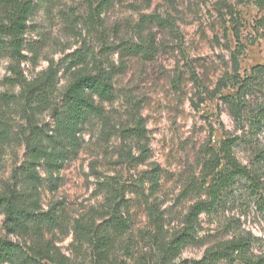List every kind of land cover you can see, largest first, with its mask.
I'll list each match as a JSON object with an SVG mask.
<instances>
[{
  "label": "rangeland",
  "instance_id": "obj_1",
  "mask_svg": "<svg viewBox=\"0 0 264 264\" xmlns=\"http://www.w3.org/2000/svg\"><path fill=\"white\" fill-rule=\"evenodd\" d=\"M27 23L24 58L0 49V129L6 132L0 140V195L15 192L34 215L25 232H14L4 227L0 211V238L30 257L150 264L199 199L186 188L225 138L236 137L237 158L264 172V161H258L264 119L261 129L252 123L264 103V0H33ZM122 40L153 42L154 55L124 56L113 98L101 101V116L78 127L77 146L64 137L62 144L49 142L54 118L48 109L23 103L26 84L44 80L52 69L51 103H61L77 74L94 71L95 59L121 62L118 50L105 52L102 45ZM228 95L236 96L233 102ZM138 117L146 138H127L123 127ZM27 141L46 145V156L54 152L55 159L42 157L30 168ZM143 144L149 156L135 159ZM157 166L154 188L149 175ZM116 205L127 213L128 228L113 235L107 260L100 261L87 228L108 220ZM241 230L258 238L252 252L263 253L264 220L243 183L215 211L198 216L194 236L176 259H197Z\"/></svg>",
  "mask_w": 264,
  "mask_h": 264
},
{
  "label": "trees",
  "instance_id": "obj_2",
  "mask_svg": "<svg viewBox=\"0 0 264 264\" xmlns=\"http://www.w3.org/2000/svg\"><path fill=\"white\" fill-rule=\"evenodd\" d=\"M32 4L33 0H0V49L7 47L9 53L17 59L25 56L23 53L24 35L28 29L27 22ZM102 49L105 52L118 50L121 62L118 65H114L113 62L104 64V62L95 59L94 71L77 74L60 95L61 103H51V94L54 91L52 69H49L44 80L27 83L24 87L23 103H27L29 106L35 105L40 110L48 109L54 118V133L48 136L49 142H54L56 145L62 144L64 137L69 140L70 146H77L78 127L92 116H101L104 112L101 101L113 98L114 77L123 68L124 56L140 54L145 58H151L154 55L155 46L153 42L146 44L141 41L122 40L111 45L103 43ZM82 57L78 60L82 61L84 59ZM227 86L228 82L222 79L221 88ZM238 88L236 96L241 93L244 86L240 85ZM228 96H230L228 100L232 102L236 97ZM263 119L264 103L253 115L252 123L257 126V129H261ZM121 132L127 138L143 140L147 136L142 117H138L134 125L123 127ZM5 134L4 129H0V140L4 138ZM236 141V137L225 138L218 149L214 150L203 164L198 179L187 186L186 190L197 191L199 199L190 206L182 220V227L162 244L159 257H154L149 262L150 264H219L222 261L227 264H264V252L260 254L252 252V247L258 238L251 232L243 230L228 239L217 241L197 259L190 261L176 259L181 247L194 236L198 216L201 213L210 214L215 211L226 193L233 191L237 184L245 185L254 199L258 213L264 220V172L256 168L253 169L237 158L234 152ZM27 144L30 149L29 159L32 160L29 162V167L32 168L35 163H39V160L46 156V145L38 142L31 144V141H27ZM149 154V147L143 144L140 148V155L135 159L145 160ZM46 157L49 160L55 159L54 152L49 153ZM130 157L134 158V155ZM260 159L264 161V149L259 155L258 161ZM159 171L157 166L149 175V181L154 188L159 184ZM31 175L36 178L33 171ZM114 198L113 200L116 201L117 198ZM0 211L4 214V227L8 231L14 232H25L28 228V218L34 215V212L27 208L21 197L13 191L0 195ZM151 213L154 214L156 226H160V222L157 220L159 215L154 211ZM126 214L116 205L108 220L87 228L88 233L86 234L94 245L98 260H107L114 236L123 233L128 228L129 220ZM26 252L20 245L6 238H0V264H68L63 257H59L58 260L54 259L56 255H41L36 258L30 257ZM18 256L21 259L15 262L14 259Z\"/></svg>",
  "mask_w": 264,
  "mask_h": 264
}]
</instances>
